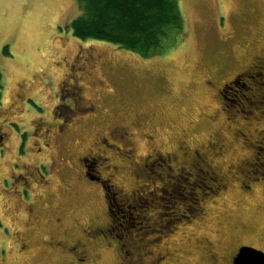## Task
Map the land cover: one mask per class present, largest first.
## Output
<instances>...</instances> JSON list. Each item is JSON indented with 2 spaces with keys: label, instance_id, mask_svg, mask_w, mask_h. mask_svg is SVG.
Instances as JSON below:
<instances>
[{
  "label": "rangeland",
  "instance_id": "rangeland-1",
  "mask_svg": "<svg viewBox=\"0 0 264 264\" xmlns=\"http://www.w3.org/2000/svg\"><path fill=\"white\" fill-rule=\"evenodd\" d=\"M178 2L185 25L184 40L168 52L167 56L163 54L144 58L132 50L107 41L75 38L69 27L72 20L81 13L78 0H0V91L2 90L7 104L14 102L12 104L15 105L23 100L30 103L29 109H32L33 113V116L29 117L30 125L21 127V131L27 133L26 138L31 136L33 118L55 123L53 117L58 112H54L58 101L57 92L64 88L63 83L68 80L66 75L76 77L82 74V62L73 61L82 47L89 51L99 50V53H106L107 61L99 75L108 86L114 88V97L106 100V97L102 99L100 96H92V99H96L103 107L105 118L113 116L119 107L127 108L130 113L157 107L168 115V120L172 122L187 121L197 116L201 105L204 104L201 100L204 93L192 76L194 61L200 58L218 81L221 77L231 78L235 71L245 65V62L229 65V61L232 62L233 48L247 47L249 53L253 50L255 42L264 38V0ZM258 82L261 87L259 92L241 86L236 88V91H229L224 100L229 108L227 111H221L220 115L232 119L244 118L243 123L250 131L256 127L264 130V86L261 85L262 80ZM256 94L259 95L255 97ZM69 102L67 101L68 104ZM23 109L25 110L24 105ZM19 115L22 116L23 113ZM207 120L188 121V142L194 149L204 146L214 132L215 126ZM90 134L91 131L74 132L72 139L67 142L69 148L63 149L60 156L69 163L74 162L83 150L84 138ZM14 137L16 140L15 135ZM172 142H168V150ZM28 146L29 143L25 149ZM255 147V157L242 166L240 172L236 173L237 176L234 175L232 179L227 178L226 172L227 168L233 165L234 156L228 154L223 160L214 163L218 167L219 175L230 184H226V188L215 189L214 193L207 189L213 188V185L208 183L210 178L204 179L203 175L198 178L199 182L186 180L178 183L173 180V187L163 186L168 194L160 196L165 199L150 204L155 208L147 205L139 212L133 209V201L123 200L118 194L112 201L113 210L123 230H117L116 234L121 237H125L127 232L129 236L148 235V238H143L142 235L140 237L143 241L150 240L158 236L159 232L165 231L163 227L167 226V222L170 229L180 222L193 220L196 216L194 208L198 203L206 211L194 226L188 225L183 229V234H178L183 237V246H189L192 241L198 243L209 239L221 252L236 245H251L250 247L264 250V194L259 188L264 186V181L261 180L264 176V133L259 136ZM246 151L248 152V149L245 153ZM7 155L8 161L11 162L14 158L9 150ZM40 171L45 177L48 176L45 168L42 167ZM157 173L162 175L164 170H157ZM32 177L42 179L39 170H35ZM61 177L69 182L66 185L69 189L67 192L60 193L58 188L56 193L49 192L46 197H37L41 185L36 184L39 190L35 192L34 199L36 198L35 202L39 208L52 205L54 207H50V212L67 213L68 222L73 218L84 220L103 212V195L98 186L81 188L74 185L72 174ZM250 181L258 182V189L256 188L249 196V201L245 202L243 200L246 196L240 192ZM210 182L214 181L210 179ZM220 182L222 181L217 179L213 184ZM115 183L124 191L134 188V184L128 183L127 175L123 173L117 176ZM13 184L20 186L17 180H10L6 186L7 192H13ZM197 188H201V191ZM111 193L113 197L115 188ZM34 199L28 200L24 192L25 203L33 202ZM181 205L185 210H180ZM3 208L0 201V264H58L54 257L40 256V251H37V256L32 257L29 262L17 259L15 250L10 253V243L14 239L4 219ZM186 209L189 211L184 214ZM156 214H161V219ZM182 215H192V218L185 219ZM169 236L171 233H168ZM172 236L174 240L177 238L174 234ZM178 238L175 250L180 251L179 242L182 238ZM114 245L115 243H112V246ZM124 250L127 252L129 248L125 247ZM105 263L111 264L109 260Z\"/></svg>",
  "mask_w": 264,
  "mask_h": 264
},
{
  "label": "flooded vegetation",
  "instance_id": "flooded-vegetation-1",
  "mask_svg": "<svg viewBox=\"0 0 264 264\" xmlns=\"http://www.w3.org/2000/svg\"><path fill=\"white\" fill-rule=\"evenodd\" d=\"M105 54L103 51L99 53V50L89 51L85 47L76 53L73 61L82 62L83 71L76 77L66 75V81L64 78L65 86L57 92L58 101L54 112H58L53 117L56 124L33 118L31 136L28 138L21 127H26L30 115L33 116L32 109H29L30 103L23 100L15 105L12 104L14 102L7 104L0 91V201L4 206V219L14 239L10 243V253L15 250L17 259L29 262L40 251V256L54 257L58 264H106L107 260L111 264H235L240 249L251 245L230 246L221 252L209 239H205L183 246V237L178 234H183L186 226H194L206 211L198 203L194 208L196 216L193 220L180 222L170 229L167 222V226L163 227L165 231L143 241L148 235L141 234L142 238L141 235L129 236V232L124 234L125 237L116 234L117 230L123 229L114 213L112 201L120 194L123 200L133 201V209L139 212L143 207L165 199L160 196L168 192L163 186L173 187V180L178 183L186 180L196 182L203 175L204 179L214 181H208L213 185V188H207L212 193L215 189L226 188V184L230 185L219 175L214 163L223 160L228 154L234 156L235 161L226 173L229 179L237 176L242 166L257 154L255 144L264 130L256 127L250 131L243 123L244 118L222 117L220 112L229 108L224 102L229 91H236L241 86L259 92L257 89L261 87L258 80H262L261 85L264 86V38H259L249 53L247 47L233 48L229 65L241 62H245V65L235 71L231 78L221 77L218 81L200 58L194 61L192 76L203 90L201 100L204 104L198 115L189 120L197 122L208 119L215 126L214 132L199 149L192 148L188 142L189 120L172 122L157 107L134 113L119 107L113 116L105 118L103 107L96 99H92V96L106 97V100L114 97V88L108 86L99 75L107 61ZM67 101H70L69 104ZM20 113L23 115L20 116ZM77 131H91V134L84 138L83 150L76 160L69 163L60 154L63 149L69 148L67 142ZM169 141L173 142L168 150ZM27 143L29 146L25 149ZM246 149L248 152L245 153ZM8 150L14 158L11 162L7 159ZM42 167L47 170V177L41 173ZM35 170H39L42 179L32 177ZM157 170H164L163 176L156 174ZM120 173L126 174L128 183L134 184L132 190L124 191L117 186L115 182ZM70 174L74 178V185L78 187L100 188L103 212L84 220L73 218L68 222L67 213L50 212V207H54L52 205L39 208L34 199L35 192L40 189L37 197H44L49 192L56 193L58 188L60 193L67 192L69 189L66 185L69 182L63 180L61 175ZM29 177L32 178L29 180ZM215 178L222 182L213 184L217 182ZM14 179L20 186L13 184V192L9 193L6 186ZM261 180L264 181V176ZM257 183L250 181L241 190L240 193L246 196L243 201H249V196L258 189ZM36 184L41 185L39 189ZM113 188L116 193L111 197ZM259 188L264 194V186ZM24 192L28 200L34 199L33 202H24ZM152 207L155 208L154 205ZM180 210L185 208L181 205ZM46 212L50 213L46 215ZM156 216L161 219V214ZM182 216L185 219L192 218V215ZM168 233L171 236L168 237ZM173 234L177 237L175 240ZM178 237L182 238L179 242L180 251L175 250ZM108 239L115 245L112 246ZM125 247L129 251L126 252ZM253 248L264 252L262 248Z\"/></svg>",
  "mask_w": 264,
  "mask_h": 264
},
{
  "label": "trees",
  "instance_id": "trees-1",
  "mask_svg": "<svg viewBox=\"0 0 264 264\" xmlns=\"http://www.w3.org/2000/svg\"><path fill=\"white\" fill-rule=\"evenodd\" d=\"M78 1L81 13L69 27L77 39L107 41L144 58L166 55L184 40L178 0Z\"/></svg>",
  "mask_w": 264,
  "mask_h": 264
},
{
  "label": "water",
  "instance_id": "water-1",
  "mask_svg": "<svg viewBox=\"0 0 264 264\" xmlns=\"http://www.w3.org/2000/svg\"><path fill=\"white\" fill-rule=\"evenodd\" d=\"M235 264H264V252L250 246H243L237 257Z\"/></svg>",
  "mask_w": 264,
  "mask_h": 264
}]
</instances>
